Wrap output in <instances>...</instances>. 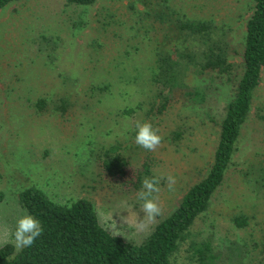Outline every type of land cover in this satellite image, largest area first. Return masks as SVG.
Listing matches in <instances>:
<instances>
[{"label":"rangeland","instance_id":"374dc122","mask_svg":"<svg viewBox=\"0 0 264 264\" xmlns=\"http://www.w3.org/2000/svg\"><path fill=\"white\" fill-rule=\"evenodd\" d=\"M252 6V0H16L0 8V245L19 250L5 233L29 214L19 199L29 186L56 202L88 199L111 232L141 242L208 172L233 91L232 82L214 80L203 102L178 100L159 113L155 50L171 46L173 16L207 19L226 31L239 68ZM187 80L197 83L192 75ZM138 122L159 130L156 151L135 143ZM110 148L136 166L148 160L160 177L154 196L162 211L154 221L141 210L142 187L124 191L105 175L101 162ZM263 173L264 65L231 163L191 227L221 252L216 264H264ZM168 175L176 178L175 191L168 190ZM237 215L246 219L240 227ZM187 243L172 254L174 264H197Z\"/></svg>","mask_w":264,"mask_h":264},{"label":"trees","instance_id":"16d2710c","mask_svg":"<svg viewBox=\"0 0 264 264\" xmlns=\"http://www.w3.org/2000/svg\"><path fill=\"white\" fill-rule=\"evenodd\" d=\"M12 1L16 0H0V8ZM66 1L90 5L96 0ZM252 2V12L243 31L239 68L230 60L231 45L226 31H219L207 19L173 16L171 46L155 50L151 79L156 87L154 107L159 113L178 100L203 102L214 80L220 84L233 83L232 95L219 121L218 141L209 170L187 189L178 205L136 243L102 224L88 199L56 202L40 188L29 186L19 193V199L26 211L41 222L43 234L33 246L17 251L12 243L0 245V264H174L171 256L185 241L191 252L189 257L197 264H216L221 259V252H215L208 239H197L191 227L209 206L214 190L231 163L264 65V0ZM188 75L194 76L197 83H189ZM44 103L40 98L36 106L41 108ZM112 150L105 152L101 167L121 190L139 189L145 178L153 177L148 160L136 166ZM3 197L0 189V201ZM245 222L239 215L233 217V223L239 227Z\"/></svg>","mask_w":264,"mask_h":264},{"label":"clouds","instance_id":"9594fccd","mask_svg":"<svg viewBox=\"0 0 264 264\" xmlns=\"http://www.w3.org/2000/svg\"><path fill=\"white\" fill-rule=\"evenodd\" d=\"M158 133L159 130L155 129L150 122H138L136 124L135 143L146 151L154 152L162 143V136ZM159 183L160 177L145 178L142 181V190L137 193V198L143 202L141 210L148 221H154L156 217L161 215L162 209L158 203V196H154V193H159L160 191ZM175 185L176 178L168 175V190L175 191ZM137 226L143 228L144 224L140 222ZM43 231V226L37 218L30 214H24L18 218L15 231L11 233L6 232L5 236H11L14 239L16 247L23 249L33 246L37 238L43 234Z\"/></svg>","mask_w":264,"mask_h":264}]
</instances>
